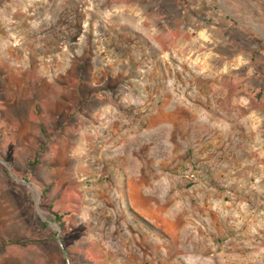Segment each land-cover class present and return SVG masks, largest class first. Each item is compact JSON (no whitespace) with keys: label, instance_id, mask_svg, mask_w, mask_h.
<instances>
[{"label":"rangeland","instance_id":"1","mask_svg":"<svg viewBox=\"0 0 264 264\" xmlns=\"http://www.w3.org/2000/svg\"><path fill=\"white\" fill-rule=\"evenodd\" d=\"M0 264H264V0H0Z\"/></svg>","mask_w":264,"mask_h":264}]
</instances>
